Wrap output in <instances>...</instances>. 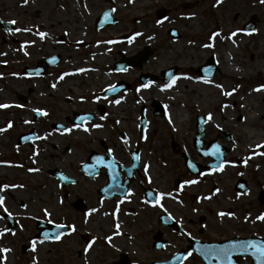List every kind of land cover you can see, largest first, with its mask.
Wrapping results in <instances>:
<instances>
[{"label": "flooded vegetation", "instance_id": "1", "mask_svg": "<svg viewBox=\"0 0 264 264\" xmlns=\"http://www.w3.org/2000/svg\"><path fill=\"white\" fill-rule=\"evenodd\" d=\"M229 1L236 2L240 9L239 15H243L238 42L232 39L235 36L228 38L233 33L230 30L222 31L215 37L214 47H204V45L213 43L210 39L214 33L212 30L206 38L197 37L194 40H187L190 35L187 36L183 30L187 28L189 18L187 19L179 13L175 14L174 9H168L165 19L159 24L162 32L157 49L159 48L160 53L163 55L174 57L176 59L174 62L161 67L158 71L149 68L150 59L136 67L119 71L116 70V62H114L113 68L116 72H131L132 76L135 75L132 80L119 79L117 82L109 84L114 86L121 82L124 83L119 92L106 95L103 91L109 87L107 84H105L106 87L98 89L97 84L93 83L86 85L87 90H91L87 93L93 98H90L94 104L93 108L72 109L70 112L61 115V111L58 112L53 107L50 108L51 104L49 103V114L41 115L38 120L34 117V112L32 114L34 123L41 122L49 115V140H51L49 141V159L55 160L56 165L49 166L48 173L57 180L66 203L83 217L91 214L92 209H98L94 212V216L97 213H103L102 219L110 221L107 227L111 229V232L106 235L111 237V241L107 239L106 245L112 251H115L114 264H135L139 260H143L145 264H219L214 256L210 259L205 258L203 253L208 246L218 247L239 243L247 237L264 238L261 229L262 221L255 220V217L261 214L262 206H264L260 198L263 189L257 180L260 164L255 158L257 154H253L252 149L246 147V143L242 141L243 135L240 133L241 127H244L241 121L244 122L245 114L238 108L236 109V106L227 105L222 111L225 114L223 116L224 121H217L218 125L215 127L209 124L208 115L200 111L195 115L193 131L186 133V136L183 134L179 138L177 135L180 128L177 129L172 125L175 119L170 111V102L166 104V100H164L163 104L161 103L162 112L155 109V102H157L155 98L151 103L152 111H150L148 105L150 99L147 97V91L150 86H159L158 91L159 93H166L163 94L165 98L168 94H171L172 98L181 95L185 98L191 97L193 95V93H190L192 86L200 82L214 88L213 81H217V76H221V67L226 64V61H232L241 72L237 78L239 82L240 79L243 81L260 79L258 85L260 87L264 86V3L261 0ZM189 5L196 8L198 4L196 1H190ZM251 18L254 21L253 29L246 30V24ZM246 34H249L250 40L253 39L251 48L246 46L247 42L244 40ZM123 38L132 40L133 37L125 35ZM225 43L227 45H224ZM82 45L84 43H79L78 47ZM111 45V43L107 44V47ZM197 45L205 51L207 50L205 53H208L201 62H197L195 57H189L190 59L187 61L184 59L185 55L179 53L188 52V48ZM180 46L184 48L181 49ZM236 52L238 56L242 57L239 56L240 60L245 59L250 63L254 62L255 67L253 66L254 74L252 76L249 77V66L247 64L245 65L248 66V70L238 64ZM124 54L120 52L122 58L125 56ZM97 55H102V53H96ZM87 61L85 64L88 63ZM70 64L71 62L64 61V57L60 55V61L49 66V74L59 68V80L62 83L64 80L79 75L80 72L85 75L84 71L78 70L79 67L88 65L83 63L80 66L68 67L67 65ZM98 64L102 63L98 62ZM211 64L212 74L204 75L205 73L201 68ZM101 69L99 67L97 73H92L91 76L100 75L99 71ZM65 73H68V75H64ZM149 74L154 76L153 80L155 81L144 82V76ZM61 76H63V79H60ZM224 78L226 80L230 79L229 77ZM173 79H175L173 86L164 89L163 86L171 83ZM237 79L233 80L237 82ZM144 84L149 86L142 88L141 85ZM132 88H134L131 95L132 99L120 100L126 106V109H122V111L120 109V113L121 115H127V120L122 119L120 125L117 123V119H110L115 113L108 115L109 121L112 122L109 123V126L116 125V129L109 134L106 129L108 124H101L98 121L100 116H107L108 114L106 106L102 105L100 100L121 96L122 93L130 91ZM137 88H140L139 92H137ZM261 90L264 91V88H261ZM234 93L232 92V94ZM78 95L80 96V94ZM24 97L23 102L30 101L27 96ZM95 97H98V99H95ZM72 100V96L68 95L64 102L69 103ZM85 100L87 99L77 101ZM167 101L169 100L167 99ZM117 105L115 104L112 107L115 108ZM43 112L45 111L43 110ZM167 113H170L171 117L169 119L172 121V131L169 132V138L157 136L159 129L154 121V118L158 120L165 119ZM198 115H205L203 132L200 137L196 126ZM82 116L89 117V119L81 121ZM128 120L131 121L127 124ZM93 124H101L103 127L93 128ZM76 125L81 126L76 127ZM84 127H87L89 131L85 132ZM41 128H44V125ZM65 129H71V131H65ZM32 130L35 129L32 128L29 131ZM75 131L77 137L88 143L79 142L76 149L70 147V143H66L61 147L58 143H55L59 139L63 140L70 137L71 133ZM101 131L107 133L109 137H101L99 134ZM239 133L242 135V139ZM34 134L36 136L35 140L16 144L18 148H23V151L20 150V152H23L22 154H25V149H31L27 157H23L24 162L31 160L40 165L42 151L35 147V143L39 139V133L35 130ZM157 145H163L164 148L168 149L162 151ZM215 146H222L221 149L225 150L226 153L222 170L220 167H214L217 157L221 155V152L219 155L212 154L215 151ZM109 149H111V152H109ZM169 150L170 159L167 161L164 154ZM65 154H73V157H78L75 168L79 174L68 173L65 170L66 162L63 159ZM134 154L139 155V161L133 160ZM97 157H101L102 160L97 159ZM110 162H113L112 167H109ZM188 164L194 165V167H189ZM145 165H148L147 175L144 170ZM149 177L151 178L150 183ZM187 180H195L197 183L184 184V181ZM84 183L92 184L93 187L89 186L91 190L87 191L83 185ZM180 185H183L182 190ZM257 186L260 187V191L252 202L246 203L245 200L247 201V198L252 197ZM76 187L79 190L74 194ZM217 188L220 191L212 195ZM88 193H92L95 198H89ZM149 193L152 195H148ZM159 193L171 194V196H164L161 199L160 202L163 204V208L153 206ZM0 195L4 196L3 192H0ZM206 196L211 198L203 199ZM5 205L6 199L4 200ZM21 205L25 207V202H21ZM117 207L119 211L113 216L112 213L116 211ZM164 209H167V212ZM194 209L196 211H193ZM221 211L231 212L235 215L234 217L225 215L220 218L217 213ZM105 213H108V215H105ZM246 215L249 216L247 221L244 219ZM91 218H93V214ZM91 218L86 220L87 223L90 222ZM0 220L5 221L10 231H15L19 226V223L15 222L13 229L9 227L5 211L4 213L0 211ZM117 222L120 225L119 235L115 234L117 231L115 224ZM73 234L74 232H71L67 235ZM87 235L88 239L83 238V240L89 243L91 237L89 234ZM144 244L146 247L142 249L141 245ZM21 246L23 253L29 252L32 248L30 241L23 242ZM79 253L83 255L82 250ZM188 253H192V255L188 256ZM232 261L233 264H245L251 262V257L244 253L234 252Z\"/></svg>", "mask_w": 264, "mask_h": 264}, {"label": "rangeland", "instance_id": "2", "mask_svg": "<svg viewBox=\"0 0 264 264\" xmlns=\"http://www.w3.org/2000/svg\"><path fill=\"white\" fill-rule=\"evenodd\" d=\"M112 1H120V3L112 7L117 22L112 26L97 30L95 28L96 18L105 9L110 8V2L107 0H28L27 4H24L23 0H0V18L5 21H16L14 28L9 31L0 28V53H3V55H0V104L10 105L6 108H0V129H6L0 132V160L5 163L7 161L10 162L7 171H0V187L5 184L10 186L2 191L6 199L4 207L8 209V212L12 213L11 217L19 223L15 231L8 230L3 235H0V249H10L7 253L0 252V264H33L34 259L35 264H114L113 260L116 258L115 251H112L106 245V234L111 232V229L107 227L110 221L102 219L103 213H97L94 216L95 211H91V214L83 217L78 211L70 207L62 197L63 191L59 187L57 180L48 173L49 166L56 165L55 160L49 159V141H51L49 140V115L39 123H34L32 117L34 109H42L49 114V103L51 104L50 108L53 107L56 111H61V115L70 112L72 109L93 108L94 104L91 102L93 98L87 93L89 91L87 86L93 84L94 80L86 79V75L80 72L79 75L64 80L62 83L59 80V68L53 70L50 74L48 68L43 75L27 76L23 74L24 67H36L43 57L61 53L64 61L71 62L70 65H67L68 67L80 66L84 63V65H91L96 69L99 67L104 68L110 74L109 82L113 84L119 79L132 80L135 76H132L131 72L118 73L113 70L114 62L121 58L120 52H125V55H134L139 50H143L146 45L151 47L154 50V54L150 57L149 68L154 71L170 65L176 60L172 56L161 54L159 48L157 49L162 32V28L159 25L161 23H157L156 17L159 9H174L175 14L179 13L187 19L189 18V23L186 25L187 28L183 30L187 36L190 35L187 40H194L197 37L206 38L211 30L219 34L222 31L230 30L237 33L232 39L238 42L240 32L237 30L241 29L240 27L243 23V15H239V5L229 0H222L219 4H217V0H151L145 8L139 7V10L132 9L133 0ZM190 1H196L197 7L193 8L191 6V8L189 4L185 7V3H190ZM36 9L41 12L40 19H36L35 13H33ZM137 12L145 13L148 16L146 19L140 20L138 16H135ZM144 26L148 28L145 34L140 29L144 28ZM16 28H27L32 31L17 32L15 31ZM38 30L47 35L41 39L36 34ZM136 33H140V35H136ZM125 35H131L133 37L132 40H125L123 38ZM61 36L65 37L64 40L61 39ZM129 40L132 42L129 43ZM244 40L247 42L246 46L251 48L253 39L250 40L249 34H246ZM78 43L85 44L78 47ZM108 43L112 45L107 47ZM30 44L36 47L33 54L29 50ZM224 45L227 44L225 43ZM180 47L181 49L184 48L183 46ZM187 51L179 52L185 55L184 59L187 61L190 59L189 57H195L197 62H201L208 54L205 53L207 50L205 51L198 45L188 48ZM96 53H102L104 63L99 65L98 62L93 60ZM239 56L236 52L238 64L246 70H248L249 66L248 74L249 77L252 76L254 74L252 70L255 67L254 62L250 63L245 59L240 60L242 57L240 56L239 58ZM86 60L89 61L87 64H85ZM231 63L233 62L226 61V64L221 67V76H217V81H213L215 83V93L218 96L216 99L209 101L206 100L207 98H203L200 94L203 87L197 89L196 87L199 85L196 84L192 86V91L190 92L193 93L192 97L174 100L171 94L166 96L164 100H166L167 104L170 102L172 116H174L175 111L182 109V105L186 107L184 108L185 110L182 109L184 111V123L179 129L180 132L177 137L181 138L183 134L186 136V133L193 131L195 115L200 111L205 112L208 116L211 114V120L208 119L209 124L216 127L218 125L217 121H224L223 116L225 114L222 111L225 105L236 106V109H239L240 105L238 106V104L241 103L239 97H243L254 91V89L260 88L257 84L260 79L251 81L240 79L239 82L237 79L238 75H228L227 67ZM224 77H229L230 79L226 80ZM233 79H237V82ZM53 84L56 85L55 88L52 87ZM96 84L98 89L106 86L105 83ZM218 85L222 86V88L217 87ZM158 88L159 86L157 85L155 87L150 86L147 91V97L150 99L148 101L150 111H152V100L159 93ZM231 88L236 89L234 94H223L224 92H229ZM133 92L134 88L130 91H125L121 96L100 100L102 105L106 106L108 114L106 119H99L98 121L101 124H108L106 129L109 134L116 129V125H113L114 127L109 126V123L112 122L109 121L108 115L117 114L116 109L112 107L115 105L112 101L132 99L131 95ZM20 94L27 96L30 101L27 103L21 101L19 98ZM67 94L73 98L69 103L64 102L66 96H68ZM259 96L258 102L260 103H256V105L261 109L264 108V93ZM81 98L87 100L78 102L77 100ZM95 99H98V97H95ZM6 110H9V112ZM170 117V113H167L163 120L154 118L156 127L159 129L157 136L169 138V132L172 131L173 125L169 123L168 119ZM164 120H166V123ZM130 121L128 120L127 124ZM9 122H11V127H7ZM41 123L44 128H41ZM241 124H244L243 120ZM252 126H254L251 127L252 129L262 134L263 140L261 142H264V113H261ZM32 128L39 133V139L35 143V147L42 151L40 165L31 160L24 162L25 159L23 157H27L31 149H25V154H22L23 152H20V150L23 151V148H18L16 144L20 133L29 131ZM242 129L241 127V132H239L243 135ZM240 133L239 136L242 139ZM76 134L75 131L71 133L70 137L63 140L59 139L55 143H58L60 147L70 143V147L73 149H76L79 142L88 143L77 137ZM99 134L103 138L109 137L104 131L99 132ZM242 141L244 140L242 139ZM157 146L162 151L168 149L164 148L163 145ZM251 151L264 153V147ZM169 153L170 150L164 154L167 161L170 159ZM255 158L260 164L257 180L264 190V155L257 154ZM255 158L253 157L252 159L254 160ZM63 159L66 162H64L65 170L68 173L79 174L75 168L78 157H73V154H65ZM29 169H38V171H29ZM11 185H17V187H11ZM19 185H23V187H19ZM83 185L87 191L91 190L90 187H93L92 184L84 183ZM259 189L260 187L257 186L252 197L247 198L245 202H252L260 191ZM78 190V187H76L74 194ZM88 194L89 198H95L92 193ZM21 202H25L26 207H22ZM44 209H47L50 215L46 216ZM0 211L4 213L3 208H0ZM261 213H264V206H262ZM92 214L93 218H91ZM88 218H91L89 223L86 221ZM41 219L55 224L74 225V234L63 237L58 241H48V249L39 255L37 246L42 239L35 237V235L39 231L36 226L37 221ZM5 229H8L7 224L5 221L0 220V231ZM261 229L264 235V221L261 223ZM83 234H89L91 237L89 242L91 247L86 253L84 249L89 243H86L81 238ZM28 241L31 244L33 241L36 242L35 250L32 247L29 252L23 253L21 245L23 242ZM141 247L143 249L146 245H141ZM80 250L83 251V255H80ZM135 264H145V262L139 260Z\"/></svg>", "mask_w": 264, "mask_h": 264}, {"label": "snow or ice", "instance_id": "3", "mask_svg": "<svg viewBox=\"0 0 264 264\" xmlns=\"http://www.w3.org/2000/svg\"><path fill=\"white\" fill-rule=\"evenodd\" d=\"M222 0H217V4L221 3ZM262 3H264V0H261ZM23 3L24 4H27L28 3V0H23ZM6 23H9V24H15L16 21H7ZM157 23H160V21H157ZM15 31L19 32V31H32L31 29H20V28H16ZM239 31V30H237ZM41 39H43L47 34L44 33V32H37L36 33ZM237 33L236 32H233L230 34V36L228 37L229 39L231 38V36H235ZM136 35H140V33H136ZM219 35V33H213L212 36L210 37V39L213 41V43H210V44H207V45H204V47H214V40H215V37ZM132 41L129 40V43H131ZM27 54V53H25ZM0 55H3V53H0ZM78 71H85L84 69H79ZM64 75H68V73H65ZM60 79H63V76L60 77ZM175 83V79H173L171 81V83H167L163 86L164 89H167V88H171L173 86V84ZM55 84L52 85L53 88H55ZM149 85L147 84H144V85H141L142 88H146L148 87ZM217 87H221L220 85H218ZM261 88H264V86H261L260 88H257V89H254L255 91H260ZM110 90L111 91H116V88L114 86H110ZM236 89H232L230 92H224L223 94L224 95H231L232 92H235ZM140 91V88H137V92ZM83 99V98H81ZM113 103L115 104H119L121 101L119 99L117 100H114L112 101ZM139 103V101H137ZM10 105H7V104H0V108H6V107H9ZM225 107H227V105H225ZM33 111L37 112L38 114H41V115H47L46 112H43L42 110H39V109H34ZM211 114H209L208 116V119L211 120ZM81 121H85L87 119H89V117H84L82 116L81 118ZM100 119L101 120H104L106 119V115H102L100 116ZM117 123H119V121H117ZM169 123H172L171 119H169ZM81 125H76V127H80ZM7 127H11V122H9V124L7 125ZM93 128H101L103 127V125L101 124H93L92 125ZM6 129H0V132H3L5 131ZM85 132L89 131V129L87 127H84L83 129ZM65 131H71V129H65ZM146 138V137H144ZM126 142V141H125ZM257 149L258 148H261V147H264V142H262V144L260 145H256L255 146ZM109 152H111V149H109ZM213 155H219L220 152H219V146H217V148L215 149V151L212 153ZM253 154H258V155H264V153H261V152H255ZM251 158V156L249 157V159ZM97 159L99 160H102L101 157H97ZM140 157L138 154H134L133 155V160L135 161H139ZM246 162V161H245ZM113 166V162H110L109 163V167H112ZM191 167H194V165H190ZM133 167H135V165H133ZM147 168H148V165H145V174L147 175ZM220 168L222 170L223 168V165H220ZM29 171H38V169H29ZM151 182V178L149 177V183ZM193 183H197V181L195 180H187V181H184V184H193ZM8 187H10L9 185L5 184L3 185L2 187H0V192H2L4 189H7ZM11 187H17V185H11ZM19 187H23V185H19ZM241 187H243V185H241ZM183 188V185H180V189L182 190ZM220 189L217 188L215 189V191L212 193V195H215L216 192H219ZM148 195H152L151 193H149ZM164 196H171L170 193H159V195L155 198L154 200V204L153 206H159L161 208H163V204L160 202L161 199L164 197ZM211 197L210 196H206V197H203V199H210ZM4 200H5V197L3 195H0V208H3V210L5 212L8 213V216H11L12 213L8 212V209L6 207H4ZM148 202V201H146ZM26 207V206H25ZM44 214L47 216V215H50V213L48 212L47 209H44ZM91 211H96V209H92ZM119 211L118 207L116 209L115 212L112 213L113 216L116 215V213ZM165 212H167V209H164ZM193 211H196V209H194ZM105 215H108V213H105ZM170 215V214H169ZM218 217L220 218H223L225 215H228L229 217H234V213H225L223 211L217 213ZM250 215V214H249ZM245 221H247L249 219V216H245ZM255 220L257 221H264V213H261L259 214L258 216L255 217ZM58 227H64V225H58ZM69 228V233L70 234L71 232H74L75 231V226L74 225H69L68 226ZM115 228H116V233L117 235L120 234L119 232V229H120V225L119 223L117 222L115 224ZM8 231V229H5L3 231H0V235H3L4 232ZM14 234V233H13ZM61 235L62 234H57L55 236V239L56 240H59L61 238ZM45 237L47 238V234H45ZM106 239H108L109 241H111V237H107ZM32 247L33 249L35 250V247H36V242L33 241L32 242ZM91 247V243H89L88 245H86L85 249H84V252L86 253L89 248ZM10 249H0V252H3V253H7L9 252ZM234 252H239V253H251V256L255 258L256 260V264H264V240H259V239H249V240H245V241H242V242H239V243H233V244H230V245H221V246H208L207 250L204 251V256L206 259H210L212 258L213 256L215 257V259L217 261H219V264H233V261H232V255ZM192 253H188V256H191ZM33 264H35V259L33 261Z\"/></svg>", "mask_w": 264, "mask_h": 264}, {"label": "bare ground", "instance_id": "4", "mask_svg": "<svg viewBox=\"0 0 264 264\" xmlns=\"http://www.w3.org/2000/svg\"><path fill=\"white\" fill-rule=\"evenodd\" d=\"M107 1L110 2V7H113V6L117 5L118 3H120V1H116V2H113L112 0H107ZM150 1L151 0H133V8L132 9L133 10L134 9L139 10V7L145 8V6L150 3ZM33 13H35L36 19L41 18V12L38 9L34 10ZM135 16H138V18L141 20V19H146L148 15L145 13L137 12ZM140 29L143 32V34H145V32L148 30V28H146L145 26H144V28H140ZM38 32H40V31L38 30ZM29 48H30L29 50H31L32 54L36 50V47H34L32 44H30ZM94 61L104 63V58L102 55H97L95 57ZM87 62H89V61H87ZM227 68H228L227 72H229L228 75L229 74H233V75L241 74V72L237 69V67L234 66V64H232V63H231V65H228ZM79 69H84L85 70L84 72H85L87 79H93L95 84L96 83H103V84L105 83L107 85L110 84V82H109L110 74L105 69H104L105 71L102 75L96 74L93 76H91L92 73H97L98 69L92 67L91 65L81 66V67H79ZM89 69H91V70H89ZM237 77H239V76H237ZM197 85H199L196 87L197 89H200L203 87L202 90L200 91V94L202 95L203 98L204 97L207 98L206 100L212 101L213 99H216L218 97L215 93V89L212 86H207V85H203V84H197ZM89 91H91V90L89 89ZM261 93H264V91L263 90L255 91L254 90L251 93L244 95L243 97H239V99L241 100V103L238 104V106L240 105L239 109L241 110L242 113L245 114L244 115V124H243L244 127L242 129V132H244L243 133V140L246 143V147L250 148L252 150H256L257 148L255 146L258 144H261L262 143L261 141L263 140L262 134L257 133L255 131V129L251 128V127H254L252 125H254L256 119L258 117H260L261 113H264V108L260 109V107H257V105H256V103H260V102H258V100L260 99L259 95H261ZM159 94L161 97L158 96V93H157V95L154 98H155V100H159V101L163 102L165 99V95H163V94H166V93H159ZM200 94H198V96H200ZM257 94H259V95H257ZM140 95L142 96V94H140ZM256 96H259V97H256ZM140 98L142 99V97H140ZM177 98H180V100H183V98H185V97H183V95L174 97V99H177ZM6 103H8V102H6ZM122 103L123 102L121 101L114 108L117 110V114L110 118L111 120L117 119V121H119L120 125L122 123V119L127 120V115L126 116L121 115V113H120V109H121V111H122V109L123 110L126 109V106ZM182 106H183L182 109L186 108L185 105H182ZM182 109H178L177 112L175 111L174 116H173V118L175 119V121H174L175 123L173 122V126L177 129L181 128L183 123H184V118H183L184 111ZM6 111L9 112V110H6ZM9 163H10L9 161H7V163H5V162H3V160H0V171H2V172L7 171L9 166H10ZM47 249H48V244H47V241H45V240L40 242L39 245L37 246V250H38L39 255H41V253L45 252Z\"/></svg>", "mask_w": 264, "mask_h": 264}, {"label": "water", "instance_id": "5", "mask_svg": "<svg viewBox=\"0 0 264 264\" xmlns=\"http://www.w3.org/2000/svg\"><path fill=\"white\" fill-rule=\"evenodd\" d=\"M166 11L163 9V10H160L158 12V17L160 19L164 18V15H165ZM115 18L113 17V11L111 9L105 11L99 18V21H98V27H101L103 25H109V24H113L115 22ZM2 24L8 29L9 27L8 26H11L9 23H6V22H2ZM254 25V21L252 19L251 21V24H250V27L251 28L252 26ZM152 51L147 49L145 50V52L141 53L142 55L136 57V58H129V59H126L125 61V64L126 66H129V65H136V64H140V62L142 60H146L148 55L151 53ZM58 60V57H54V58H50V59H44L43 62L46 63L47 66H49L50 63H55L57 62ZM26 73L28 74H41L44 72V69L41 67V66H38V68L36 70H31V69H26L25 70ZM199 129L201 130L202 129V121L200 119L199 121ZM27 138L30 140V139H33L34 137L30 135H22L21 138H20V143L22 142H25L27 140ZM220 162H222V159H220ZM262 200L264 201V192L262 193ZM78 207V205H77ZM9 223H10V226L11 228L14 227L15 223L14 221L9 218ZM39 226H43L44 229L42 230L41 232V236L45 239H55V236L59 233V234H64L68 231V229L66 227H58L57 225H51V223L49 224H46L42 221H40L38 223ZM49 226H52V229H49ZM45 234H47V238L45 237ZM249 239H254V238H246V239H242V241H245V240H249ZM259 240H264V239H259ZM244 254H247V255H250L251 256V253H244ZM252 263L250 264H256V260L254 257H252ZM124 263V261H123ZM210 263V261H209Z\"/></svg>", "mask_w": 264, "mask_h": 264}]
</instances>
